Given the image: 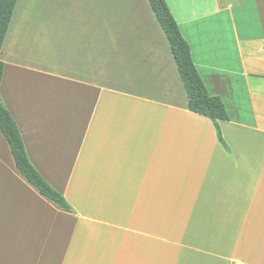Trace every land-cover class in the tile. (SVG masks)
<instances>
[{
  "label": "crops",
  "instance_id": "crops-1",
  "mask_svg": "<svg viewBox=\"0 0 264 264\" xmlns=\"http://www.w3.org/2000/svg\"><path fill=\"white\" fill-rule=\"evenodd\" d=\"M164 2L229 152L187 110L148 0H17L0 100L73 213L0 132V264H264V0Z\"/></svg>",
  "mask_w": 264,
  "mask_h": 264
},
{
  "label": "trees",
  "instance_id": "trees-1",
  "mask_svg": "<svg viewBox=\"0 0 264 264\" xmlns=\"http://www.w3.org/2000/svg\"><path fill=\"white\" fill-rule=\"evenodd\" d=\"M16 1L17 0H0V51L6 37ZM148 2L156 21L168 41L171 54L187 96V110L208 119L214 127L218 143L229 152L222 138L218 124L219 121L227 120L226 110L222 102L219 98L208 96L204 89L191 63L188 46L182 39L164 0H148ZM3 72L4 64L0 61V84ZM0 132L9 146L15 168L22 178L43 198L54 204L60 210L66 213H73V210L66 200L42 179L29 162L16 123L2 105L1 100Z\"/></svg>",
  "mask_w": 264,
  "mask_h": 264
},
{
  "label": "rangeland",
  "instance_id": "rangeland-1",
  "mask_svg": "<svg viewBox=\"0 0 264 264\" xmlns=\"http://www.w3.org/2000/svg\"><path fill=\"white\" fill-rule=\"evenodd\" d=\"M16 7H17V6H16ZM53 10H54L55 16H61V15H62L63 10H62V12H60V9H59V6H58L57 3H54V4H53ZM63 13H64V12H63ZM53 15H54V14H53ZM73 15H74V14H73ZM59 21H61V22L64 23L65 26H64L63 28H66V30H67V33H66V34H68V33L71 32V30H70L71 27L74 28V19H73L71 22H69V23L65 22V19H61V20H59ZM17 36H18V35H17ZM0 57H1V52H0ZM2 105H3V104H2Z\"/></svg>",
  "mask_w": 264,
  "mask_h": 264
}]
</instances>
